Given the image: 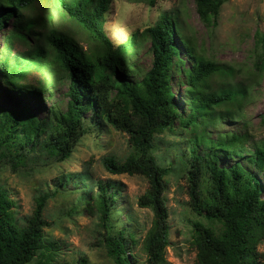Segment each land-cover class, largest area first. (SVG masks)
Wrapping results in <instances>:
<instances>
[{"label":"trees","instance_id":"1","mask_svg":"<svg viewBox=\"0 0 264 264\" xmlns=\"http://www.w3.org/2000/svg\"><path fill=\"white\" fill-rule=\"evenodd\" d=\"M33 1L0 0V31L13 18L12 33L31 45L21 53L29 62L5 50L0 59L2 77L18 95L40 97L44 85L18 83L26 70L42 71L54 86L66 79L68 109L54 105L43 111L23 98L11 108L0 103V165L9 162L18 168L38 152L65 160L87 133L88 114L94 120H105L127 133L132 147L123 161L106 157L107 170L149 180V188L139 198V205L154 213L144 239L146 264H173L166 257L170 224L164 196L170 167L159 165L151 150L158 134L175 133L181 125L192 134L187 163L190 205L207 220L194 223L196 264H264L259 251L264 241V139L254 140L248 130L225 131L217 139L206 130L199 133L200 126L214 125L217 119L237 122L239 114L229 107L246 98L245 87L231 84L212 89L211 83L216 75H233L234 68L200 54L190 37L183 35L173 12L162 14L155 25L115 46L105 30L113 0H44L85 30L83 40L58 29L53 13H46L47 21L54 24L49 31L37 29L39 23L46 26V19L24 14ZM225 1L195 0L206 26L216 23ZM148 2L153 5L155 0ZM144 43H150L153 54L146 71L139 61ZM178 87L182 99L176 95ZM98 187L97 197L91 195L88 203L94 207L93 198L105 219L117 188L111 181L100 180ZM47 199L48 195L37 199L32 216L23 224L15 217L14 200L0 187V264H30L44 247L41 253L46 263L54 258V243H43ZM130 241L135 242L134 234L123 230L106 237L108 253L116 264H136L127 256Z\"/></svg>","mask_w":264,"mask_h":264},{"label":"rangeland","instance_id":"2","mask_svg":"<svg viewBox=\"0 0 264 264\" xmlns=\"http://www.w3.org/2000/svg\"><path fill=\"white\" fill-rule=\"evenodd\" d=\"M34 0L25 15L43 19L46 26L38 24L37 29L48 32L55 24L58 29L83 40L86 32L54 10L52 3ZM173 12L178 16L182 33L190 37L196 50L206 58L234 68L233 75L219 74L213 77L212 89H221L231 84L245 87L246 98L229 109L239 114L237 122L217 119L216 124L204 125L199 133L206 130L217 139L225 131L248 130L254 140L264 139V0H226L222 5L216 23L206 26L196 10L195 0H113L106 15L105 30L115 46L124 42L134 32L155 25L162 14ZM55 15L54 24L49 15ZM43 18V19H42ZM14 19L7 21L0 31V59L5 50L13 57L17 54L29 62L21 53L31 45L12 33ZM36 24V26H37ZM87 48V44L81 41ZM150 43L140 49L139 61L144 71L152 65L153 54ZM188 65L185 63V66ZM0 65V103L8 108L20 105L21 98L43 111L51 106L68 109L70 95L69 81L49 84L45 73L31 68L19 84L34 87L44 85L40 95H18L2 77ZM180 87L176 88L177 97ZM52 93L51 96H49ZM86 120L87 133L75 146L71 156L59 160L46 153L30 154L26 163L14 168L9 162L0 165V187L14 200V214L18 222L25 223L32 216L40 196L48 195L44 218L43 243H54L56 254L46 263L45 247L38 252L30 264H116L108 253L106 237L123 230L134 234L135 242H129L127 256L136 264H146L147 253L144 239L150 229L154 213L151 208L139 205V198L149 188V180L143 175L113 174L104 164V159L114 156L125 160L132 152L129 135L104 121ZM192 134L179 125L175 133L164 131L155 137L152 155L161 166L170 167L165 176L164 192L169 211V245L166 250L168 261L173 264H196L194 223L207 220L195 212L190 205L188 181V145ZM192 145V144H190ZM187 153V155H185ZM232 163V160H229ZM111 181L117 188V197L110 205V214L105 219L102 212L88 203L90 196L97 197L98 181ZM63 183L64 185H61ZM112 191V190H111ZM264 255V241L259 245Z\"/></svg>","mask_w":264,"mask_h":264}]
</instances>
